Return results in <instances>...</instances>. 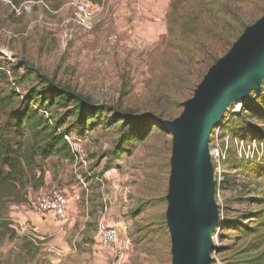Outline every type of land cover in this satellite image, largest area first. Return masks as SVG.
Instances as JSON below:
<instances>
[{
  "label": "rangeland",
  "instance_id": "1",
  "mask_svg": "<svg viewBox=\"0 0 264 264\" xmlns=\"http://www.w3.org/2000/svg\"><path fill=\"white\" fill-rule=\"evenodd\" d=\"M92 3L96 5V20L89 31L67 22L72 9L66 4L57 11H45L35 4L20 17L7 6H0V49L8 52L0 59V90L14 93L20 102L31 89L37 91L41 78L47 77L70 84L97 103L118 105L138 116L154 114L158 119L173 120L194 95L209 67L264 14V0ZM183 23L186 27L181 32ZM213 54L216 60L212 63L209 58ZM262 93L264 80L260 90L246 97L257 99L262 109ZM35 104L39 106V102ZM233 105L228 106L219 123L222 148L226 135L239 126L240 119L230 113ZM60 112L63 110L52 108L47 116L56 119ZM253 114L248 120L264 125V117ZM104 118L101 126L89 129L91 135L84 148L88 168L95 172L91 176L106 170L111 171L109 177L105 180L97 176L102 177L103 184L94 177L97 185L92 184V192L84 190L81 198L72 201L67 192L72 183L69 169L59 163L66 178L46 184L66 189L68 196L69 223L61 225L65 231L61 238L38 233L29 221L11 220V206L19 203H7L4 216L11 220L13 233L0 234V264H111L112 248L103 246L97 234L102 217L131 242V250L121 264H172L166 217L172 135L150 124L142 140L124 143L117 152L119 123L108 126ZM7 123L11 125L1 119L0 129ZM4 130L9 132L10 128ZM211 135L208 154L218 209V223L211 234L215 252V258L213 252L210 254L211 264H264V255L260 262L250 261L260 252L253 249L257 233L247 235L236 225L240 218L244 225L260 231L258 219L247 217L262 207L252 200L264 198V166L238 160L229 140L225 158L218 159L213 150L217 135L215 131ZM225 220L235 225L222 229Z\"/></svg>",
  "mask_w": 264,
  "mask_h": 264
},
{
  "label": "trees",
  "instance_id": "2",
  "mask_svg": "<svg viewBox=\"0 0 264 264\" xmlns=\"http://www.w3.org/2000/svg\"><path fill=\"white\" fill-rule=\"evenodd\" d=\"M10 1L20 4L26 0ZM41 1L44 3L42 7L45 11H57L67 3V0ZM100 1L92 0V2ZM185 27V23L181 24V32L185 30ZM0 59H3L1 53ZM209 59L213 63L216 55L213 54ZM40 83L41 87L37 91L31 89L29 95L20 102L14 93H4L0 90V124L1 119L11 122V125L7 123L0 129V226L3 229L0 232L1 236H4L6 231L13 233V230L9 228L11 220L4 216L7 203L28 202L30 190H36L44 184L42 162L55 154L70 156L67 142L63 137L64 133L81 134L93 126H101L103 123L101 118L106 116L104 119L108 126L119 123L120 136L116 145L117 152H119L124 143L142 140L146 135L148 125L161 126L154 114L138 116L129 110L121 109L118 105L108 106L97 103L70 84L55 82L47 77H42ZM261 96H264V93ZM256 100L254 98L249 100L246 97L243 99L242 110L234 112V117L240 119V122L237 128L230 130L233 136L264 141V125L248 120V117H254L253 113L264 117V101L263 108L259 109ZM35 101L39 102V106L35 104ZM52 108L62 109L63 112H60L56 119L47 116ZM228 122L229 120L224 123L226 128L229 125ZM6 128H10L11 132H5ZM238 160L264 166V150L260 159L238 158ZM37 170L39 173L36 175ZM252 202L262 207L249 214L251 216L247 219L257 218L260 231L256 232V228L244 225L239 220L240 218L237 219L236 225L242 228L247 235L257 233L253 249H260V252L250 261L260 262V257L264 255V198H257ZM232 222V220H225L221 228L233 227L235 224Z\"/></svg>",
  "mask_w": 264,
  "mask_h": 264
},
{
  "label": "water",
  "instance_id": "3",
  "mask_svg": "<svg viewBox=\"0 0 264 264\" xmlns=\"http://www.w3.org/2000/svg\"><path fill=\"white\" fill-rule=\"evenodd\" d=\"M264 80V14L247 26L209 67L173 120L159 119L172 135L167 224L172 264H211V234L218 223L208 140L227 106L258 91Z\"/></svg>",
  "mask_w": 264,
  "mask_h": 264
},
{
  "label": "built area",
  "instance_id": "4",
  "mask_svg": "<svg viewBox=\"0 0 264 264\" xmlns=\"http://www.w3.org/2000/svg\"><path fill=\"white\" fill-rule=\"evenodd\" d=\"M35 4L44 5L41 0H38L36 2L26 0L21 2L20 4H14L10 0H0V6H7L11 10L12 14L16 17H20L28 13L31 10L32 6ZM66 5L70 6L72 9V15L67 20V22H71L76 27L84 31H89L93 28L96 20V5H94L90 0H69ZM1 31L3 33H9V31L6 29H2ZM0 53L3 57L8 56V52L3 48L0 49ZM242 103H240V107H238V104L233 103L234 108L231 109L230 113L241 111ZM237 107L238 109L235 110V108ZM226 111H228V106ZM225 112L223 114V117L225 115ZM221 127L222 125L213 127L211 132L209 133V140L210 136H212V132L214 133L215 131V134L217 135V137H215V146L213 150L218 159L225 158V154L228 149V140L231 141L234 145L237 157L246 159L261 158L264 149V141L258 140L256 138L245 139L238 136H232V134L229 133L226 135V144L222 148V146H220V142L218 141V133L221 130ZM90 135L91 133L89 129H86L81 134H63L64 140L67 142L69 148L73 166L75 168H82L85 174L89 176L92 175V172L88 168L89 160L86 156L84 145L85 142L89 139ZM94 177L98 182L103 184L102 177ZM27 203L28 207L31 210L35 211L37 214L53 216L60 224V226L69 223L68 197L63 190L55 187H50L46 183H44L43 185L36 188V190L31 193V196H28ZM105 210L106 208L104 207V212ZM97 232L100 243L105 247L112 248L113 254L111 258V264H121L122 260L131 250L130 240L126 236L121 234L116 227L109 226L106 223L104 217L100 218L98 221ZM211 252H213L212 256H214L215 258V252L210 249L209 255L211 254ZM212 259L213 258L211 257V261Z\"/></svg>",
  "mask_w": 264,
  "mask_h": 264
},
{
  "label": "crops",
  "instance_id": "5",
  "mask_svg": "<svg viewBox=\"0 0 264 264\" xmlns=\"http://www.w3.org/2000/svg\"><path fill=\"white\" fill-rule=\"evenodd\" d=\"M59 163H61L62 166L65 165L69 169V179L72 181V183L69 185L70 190L67 189V192H70L69 197L72 201L76 198H81V196L84 194V190L86 193L92 192V184L97 185V183L93 181L94 176H84L85 172L82 168H75L73 166L72 159L70 156L66 157L61 154L52 155L42 162L41 170L43 172V183L53 184L59 179L64 180L66 178V174L63 173V170L60 168ZM93 171H91L92 174L95 173ZM38 173L39 170L36 171V175ZM110 174L111 171L109 172L105 170L102 174L97 176H102L106 180ZM64 190L66 189H63V191ZM82 200L83 199H81V201ZM27 204V202H22L15 206H11V209L13 210V212L10 214L12 216L11 220L19 223L22 221H29L30 224L34 225L35 228L33 229L35 231L53 237L55 239L61 238L64 235L65 231L63 227L60 226L57 221H55L53 216L37 214L35 211L31 210ZM105 221L106 223L108 222L107 217Z\"/></svg>",
  "mask_w": 264,
  "mask_h": 264
},
{
  "label": "bare ground",
  "instance_id": "6",
  "mask_svg": "<svg viewBox=\"0 0 264 264\" xmlns=\"http://www.w3.org/2000/svg\"><path fill=\"white\" fill-rule=\"evenodd\" d=\"M238 107H240V104L238 103ZM238 107L237 108H235V110H237L238 109ZM239 109H241V108H239Z\"/></svg>",
  "mask_w": 264,
  "mask_h": 264
}]
</instances>
